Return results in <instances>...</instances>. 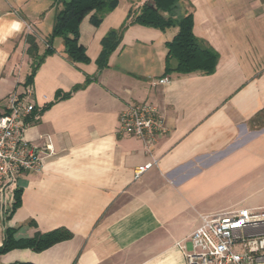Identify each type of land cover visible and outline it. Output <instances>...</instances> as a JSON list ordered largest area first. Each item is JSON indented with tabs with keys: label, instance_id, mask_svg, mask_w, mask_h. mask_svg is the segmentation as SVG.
Returning a JSON list of instances; mask_svg holds the SVG:
<instances>
[{
	"label": "crops",
	"instance_id": "obj_1",
	"mask_svg": "<svg viewBox=\"0 0 264 264\" xmlns=\"http://www.w3.org/2000/svg\"><path fill=\"white\" fill-rule=\"evenodd\" d=\"M147 1L118 0L98 27L85 16L78 42L89 62L69 60L56 38L26 85L24 37L33 35L42 55L57 8L53 0H0V111L9 94L32 89L25 138L44 158L40 172L23 174L6 194L0 246L5 228L16 238L72 234L40 253L10 251L0 264H185L175 244L200 216L264 208V121L251 124L264 109V0H181L176 15L191 12L194 37L218 54L211 75L166 74L177 28L139 25L99 70L102 39ZM134 103L154 105L164 120L151 146L118 133L119 114ZM16 189L20 206L7 219Z\"/></svg>",
	"mask_w": 264,
	"mask_h": 264
},
{
	"label": "built area",
	"instance_id": "obj_2",
	"mask_svg": "<svg viewBox=\"0 0 264 264\" xmlns=\"http://www.w3.org/2000/svg\"><path fill=\"white\" fill-rule=\"evenodd\" d=\"M32 94L29 86L21 94L12 92L0 111V206L23 174L38 173L43 167L42 152L25 138L35 112ZM165 130L163 118L149 103L128 104L118 117L119 134L139 138L149 146ZM148 167L139 169L135 179ZM175 246L185 264H264V208L202 215L200 225Z\"/></svg>",
	"mask_w": 264,
	"mask_h": 264
},
{
	"label": "trees",
	"instance_id": "obj_3",
	"mask_svg": "<svg viewBox=\"0 0 264 264\" xmlns=\"http://www.w3.org/2000/svg\"><path fill=\"white\" fill-rule=\"evenodd\" d=\"M147 2L151 6L147 5ZM138 11H129L127 18L117 30L109 31L101 41V53L96 60L99 70L107 67L109 57L117 49L121 38L131 25H139L164 31L169 28H177L173 39L166 43L165 73L188 75L202 73L211 75L218 62V54L196 39L193 35V16L186 12L183 16H177L181 0H148ZM57 8L52 31L46 40V49L42 55L38 54V46L35 37L27 34L24 37L26 55L31 60L30 73L26 77L25 84L32 83V79L44 59L54 52L52 42L56 38L63 41L64 54L74 63H88L89 59L84 48L78 42L79 25L83 18L89 14L93 26L98 27L104 17L112 12L118 5V0H53ZM88 82V81H87ZM80 87H75L74 90ZM60 94H56L55 100H59ZM264 121V109L259 112L251 124ZM20 206V191L15 190L13 203L7 219ZM15 230L5 228L3 240L0 246V256L13 250H30L40 253L51 246L67 241L72 234L65 229H56L44 234H35L31 238H16ZM29 264V263H14Z\"/></svg>",
	"mask_w": 264,
	"mask_h": 264
},
{
	"label": "rangeland",
	"instance_id": "obj_4",
	"mask_svg": "<svg viewBox=\"0 0 264 264\" xmlns=\"http://www.w3.org/2000/svg\"><path fill=\"white\" fill-rule=\"evenodd\" d=\"M263 197H264V192H262L261 195H260V198H262V204H264V198Z\"/></svg>",
	"mask_w": 264,
	"mask_h": 264
},
{
	"label": "water",
	"instance_id": "obj_5",
	"mask_svg": "<svg viewBox=\"0 0 264 264\" xmlns=\"http://www.w3.org/2000/svg\"><path fill=\"white\" fill-rule=\"evenodd\" d=\"M147 5H148V6H151V4H150L149 2H147Z\"/></svg>",
	"mask_w": 264,
	"mask_h": 264
}]
</instances>
